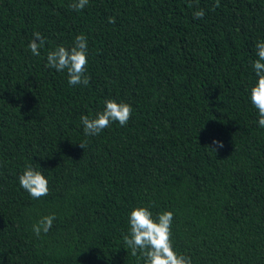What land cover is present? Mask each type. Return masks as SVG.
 Here are the masks:
<instances>
[{
    "label": "trees",
    "instance_id": "16d2710c",
    "mask_svg": "<svg viewBox=\"0 0 264 264\" xmlns=\"http://www.w3.org/2000/svg\"><path fill=\"white\" fill-rule=\"evenodd\" d=\"M75 2L0 0V264H143L122 239L140 206L173 213V248L192 264H264V129L249 99L264 0ZM77 35L87 86L45 67ZM107 99L131 105L127 125L85 136L81 115ZM29 166L48 180L38 200L18 182Z\"/></svg>",
    "mask_w": 264,
    "mask_h": 264
},
{
    "label": "clouds",
    "instance_id": "9594fccd",
    "mask_svg": "<svg viewBox=\"0 0 264 264\" xmlns=\"http://www.w3.org/2000/svg\"><path fill=\"white\" fill-rule=\"evenodd\" d=\"M89 0H77L69 5L73 11L83 10ZM192 6L191 4L189 5ZM213 7H220V0H214ZM205 15L203 9L194 11V19H202ZM108 23H115L114 17H108ZM46 43L39 32L33 33V39L27 47L35 56L40 55L41 47ZM257 59L252 61V67L257 77L255 84L249 90L251 105L258 112V126L264 129V41L255 44ZM88 45L84 35H77L73 46L65 48L58 46L47 52L45 67L55 69L57 72H66L67 82L70 86H87L90 77L85 75ZM132 115L131 105L117 102L113 99L104 101V108L94 117L81 115L85 136H97L102 130L108 128L113 122L126 126ZM217 147H223L222 142L213 140ZM84 148V144H79ZM215 152V149H212ZM20 187L27 191L30 197L38 200L48 195V180L42 172L32 167H26L18 177ZM56 219L54 214L42 216L32 225V231L39 237L41 233L47 234ZM173 213L162 211L153 219V213L148 207L133 208L128 217V232L124 234L123 243L130 250L132 256L143 259V264H192L190 257L177 253L173 248L171 226Z\"/></svg>",
    "mask_w": 264,
    "mask_h": 264
}]
</instances>
